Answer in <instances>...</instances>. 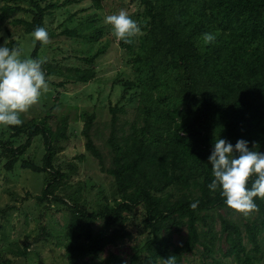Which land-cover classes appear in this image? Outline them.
<instances>
[{
    "label": "trees",
    "instance_id": "obj_1",
    "mask_svg": "<svg viewBox=\"0 0 264 264\" xmlns=\"http://www.w3.org/2000/svg\"><path fill=\"white\" fill-rule=\"evenodd\" d=\"M27 8L6 4L0 19L27 13L31 20L16 18L28 35L36 27L45 28V19L56 7H42L37 0ZM123 1V0H122ZM122 9L135 6L131 18L140 32L129 43L120 41L133 64L135 80L123 85L120 103H135V120L128 135L117 137L115 129L126 107L110 108L113 131L108 139L109 166L94 143L95 115L85 118L83 134L87 151L101 169L114 178L118 198L95 204L66 201L57 192L67 175L55 166L60 143L68 141L67 121L54 130L47 120H30L11 126V139H0V158L13 172L17 165L35 174L47 175L38 200L59 202L69 214L64 243L67 264H181L197 246L212 260L218 236L228 248L223 255L237 264H260L263 258L264 198H253L257 214L244 230L231 218L213 212L231 209L223 203L219 188L210 191L212 180L208 156L215 138L235 144L248 142L249 149L264 153V0H130ZM204 33L214 39L205 44ZM99 34L90 37V41ZM15 43L8 48L11 50ZM42 42L37 41L32 58L41 61L45 79L60 72L39 58ZM86 59L90 66L94 61ZM65 78L88 84L96 77L93 67L69 70ZM36 138H42L46 153L41 165L24 159ZM25 139V143L17 145ZM255 177H250L248 186ZM196 202V207H189ZM142 208L149 239L127 261L105 250L131 239L127 215ZM221 225L216 234L215 222ZM97 223L101 228L95 230ZM187 229V239L179 246L173 234ZM252 246L247 251L245 237ZM17 246L18 244L15 243ZM26 256L27 248L12 252ZM0 264H11L0 257Z\"/></svg>",
    "mask_w": 264,
    "mask_h": 264
},
{
    "label": "rangeland",
    "instance_id": "obj_2",
    "mask_svg": "<svg viewBox=\"0 0 264 264\" xmlns=\"http://www.w3.org/2000/svg\"><path fill=\"white\" fill-rule=\"evenodd\" d=\"M42 7L54 5L45 19V30L48 35L46 43H42L39 58L50 62L60 76L46 79L47 89L42 90L38 101L20 114L22 123L30 120H47L56 130L67 121L69 140L60 143V151L55 159V166L67 175L64 186L57 194L66 201L95 204L108 199L113 202L118 198L114 178L101 169L98 161L87 151L86 138L83 134L85 118L95 115L92 137L109 166L110 148L108 139L113 131L110 108L116 105L125 106L126 114L120 115L115 131L118 138L130 133L135 120V103H120L123 85L135 80V72L127 50L117 42L111 34L110 26L103 23L106 15L119 12L122 0H37ZM127 4L130 0H123ZM122 1V2H123ZM29 6L24 0H0L1 8L6 5ZM123 9L129 16L135 6ZM16 18L31 20L27 13H18L11 18L0 19V44L5 40L8 47L12 42L21 59L32 58L37 40L24 32L21 26L13 24ZM99 34V38L90 41V37ZM94 58L91 66L86 59ZM93 67L96 77L88 84L74 83L65 78L69 70ZM20 124V125H21ZM11 126H0V139H11ZM25 143V139L17 145ZM46 153L42 138H36L27 149L24 159L41 165ZM6 160L0 158V257L10 259L11 264H67L64 243L67 238V207L59 202L38 200L42 195L47 175L35 174L17 165L13 172L4 168ZM222 214L235 223L244 226L253 223L257 214L249 211L240 213L231 209L213 212L215 218ZM143 209L136 208L130 212L126 223L131 239L120 242L117 246L108 247L102 258L113 252L125 260H129L134 250L141 247L149 239V233L143 223ZM101 228L97 223L95 230ZM216 234L219 235L221 225L215 222ZM245 237L247 251L252 246ZM187 239V229L173 234L176 246ZM260 239L263 243L260 264H264V230ZM17 243L18 246L15 244ZM27 248L26 256H14L13 251ZM228 248L225 240L218 236L215 257L223 264H237L233 258L223 253ZM211 263L203 254V247L185 255L181 264Z\"/></svg>",
    "mask_w": 264,
    "mask_h": 264
},
{
    "label": "clouds",
    "instance_id": "obj_3",
    "mask_svg": "<svg viewBox=\"0 0 264 264\" xmlns=\"http://www.w3.org/2000/svg\"><path fill=\"white\" fill-rule=\"evenodd\" d=\"M103 23L110 26L116 41L129 43L130 37L140 32V27L123 9L104 16ZM34 40L46 43L47 32L36 27L30 33ZM214 39L204 33L207 44ZM7 41V40H5ZM0 44V126L20 125V114L35 104L42 90L47 89L41 61L33 58L21 59L18 50ZM212 180L207 185L210 191L219 188L223 203L230 209L247 213L255 208L253 198H264V153L249 149L248 142L236 140L235 144L223 138H215L208 156ZM255 177L248 186L250 177ZM196 207V202L189 205ZM165 264H170L169 259Z\"/></svg>",
    "mask_w": 264,
    "mask_h": 264
}]
</instances>
